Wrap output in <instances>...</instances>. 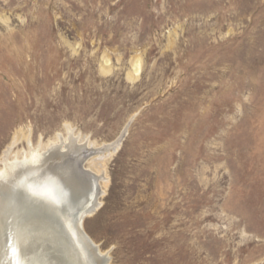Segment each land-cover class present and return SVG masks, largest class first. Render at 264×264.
<instances>
[{
    "label": "rangeland",
    "instance_id": "1",
    "mask_svg": "<svg viewBox=\"0 0 264 264\" xmlns=\"http://www.w3.org/2000/svg\"><path fill=\"white\" fill-rule=\"evenodd\" d=\"M53 145L109 264H264V0H0V159Z\"/></svg>",
    "mask_w": 264,
    "mask_h": 264
},
{
    "label": "bare ground",
    "instance_id": "2",
    "mask_svg": "<svg viewBox=\"0 0 264 264\" xmlns=\"http://www.w3.org/2000/svg\"><path fill=\"white\" fill-rule=\"evenodd\" d=\"M75 148L67 147L64 153L53 145L45 153L31 151L22 161L13 162L8 159L9 148L0 159L4 167L0 171V264H109L108 254H99L91 238L92 245L79 237L72 221L78 207L86 217L92 214L101 194L98 176L91 175L89 188L80 172L72 170L69 159L80 151ZM102 161L98 160L101 167ZM16 199L17 223L12 228L8 211ZM83 225L81 221L79 227L85 232ZM7 228L14 234L8 246Z\"/></svg>",
    "mask_w": 264,
    "mask_h": 264
},
{
    "label": "water",
    "instance_id": "3",
    "mask_svg": "<svg viewBox=\"0 0 264 264\" xmlns=\"http://www.w3.org/2000/svg\"><path fill=\"white\" fill-rule=\"evenodd\" d=\"M80 208H81V207H78V211H76V212L74 213V216H73L72 221H73L74 227H75L76 230L79 232V233H78L79 237L86 238V239L88 240L89 244L92 245V244H91L92 241L90 240V237L84 232L83 228L81 229V228L79 227V223H80L81 221L84 222V220H85V218H86V215H88L87 213H86V214H82V209H80ZM31 215H33V214H31ZM7 232H8V231H7ZM10 236H11V233L9 232V233L7 234V246H8L9 243H10V238H11ZM69 242H71V241H69Z\"/></svg>",
    "mask_w": 264,
    "mask_h": 264
}]
</instances>
